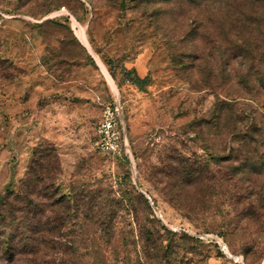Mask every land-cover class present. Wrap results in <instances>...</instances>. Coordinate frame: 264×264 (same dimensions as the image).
<instances>
[{"label": "rangeland", "instance_id": "1", "mask_svg": "<svg viewBox=\"0 0 264 264\" xmlns=\"http://www.w3.org/2000/svg\"><path fill=\"white\" fill-rule=\"evenodd\" d=\"M79 1L0 0V56L11 63L0 66V192L17 187L34 146L52 143L62 192L68 195L73 185L111 188L117 198L126 193L139 217L180 238L177 264H264V210L256 221L226 227L223 220L238 214L224 195L194 197L193 210L176 207L158 174L171 151L197 157L219 178L229 137L225 119L220 130L209 125L214 104L231 97L236 108L264 122V87L228 79L221 34L218 47L204 38L199 57L187 55L191 38L181 36L193 12L186 8L105 0L94 10L86 3L84 11ZM133 72L148 83L133 84ZM116 99L126 155L96 145L103 111ZM120 214L126 228L131 216Z\"/></svg>", "mask_w": 264, "mask_h": 264}, {"label": "trees", "instance_id": "2", "mask_svg": "<svg viewBox=\"0 0 264 264\" xmlns=\"http://www.w3.org/2000/svg\"><path fill=\"white\" fill-rule=\"evenodd\" d=\"M99 1L105 0L79 4L84 11L86 3L94 10ZM153 2L193 12L181 36L191 38L188 56L197 59V44L206 38L217 45L221 34L228 79L239 77L246 87H264V0H123L122 6ZM238 58L240 66L235 64ZM5 64L11 63L0 56V66ZM148 79L136 72L131 77L138 87ZM235 105L231 97L219 99L209 119L216 130L225 119L224 133L229 137L228 164L219 178L197 157L171 151H165L158 167L170 203L193 210L194 197L204 199L217 191L238 214L237 219L222 222L234 229L256 221L258 211L264 210V122ZM61 173L55 146L40 143L33 147L17 187L0 192V264H177L174 254L181 249L180 238L139 217L126 193L117 198L111 188L70 185L66 195L56 182ZM122 211L131 216L126 228L119 226Z\"/></svg>", "mask_w": 264, "mask_h": 264}, {"label": "built area", "instance_id": "3", "mask_svg": "<svg viewBox=\"0 0 264 264\" xmlns=\"http://www.w3.org/2000/svg\"><path fill=\"white\" fill-rule=\"evenodd\" d=\"M122 106L119 99L113 105H107L103 111V117L97 130L96 145L105 154L120 155L128 154V142L117 128V117ZM222 247H225L222 245Z\"/></svg>", "mask_w": 264, "mask_h": 264}]
</instances>
